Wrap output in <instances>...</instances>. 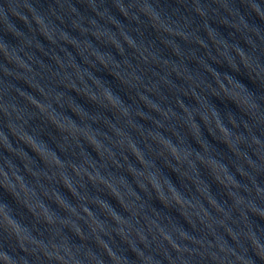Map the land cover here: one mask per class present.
<instances>
[{"label": "water", "instance_id": "1", "mask_svg": "<svg viewBox=\"0 0 264 264\" xmlns=\"http://www.w3.org/2000/svg\"><path fill=\"white\" fill-rule=\"evenodd\" d=\"M264 171V0H0V264H126Z\"/></svg>", "mask_w": 264, "mask_h": 264}]
</instances>
